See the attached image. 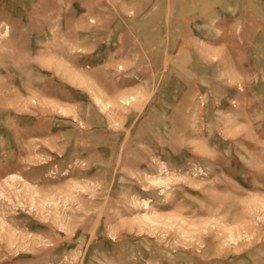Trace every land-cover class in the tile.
<instances>
[{"label":"rangeland","instance_id":"rangeland-1","mask_svg":"<svg viewBox=\"0 0 264 264\" xmlns=\"http://www.w3.org/2000/svg\"><path fill=\"white\" fill-rule=\"evenodd\" d=\"M0 264H264V0H0Z\"/></svg>","mask_w":264,"mask_h":264}]
</instances>
